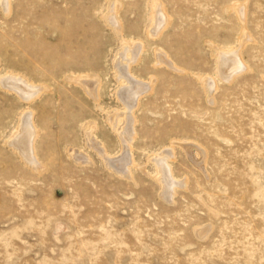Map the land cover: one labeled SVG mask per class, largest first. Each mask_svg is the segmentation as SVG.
Segmentation results:
<instances>
[{
    "label": "rangeland",
    "instance_id": "374dc122",
    "mask_svg": "<svg viewBox=\"0 0 264 264\" xmlns=\"http://www.w3.org/2000/svg\"><path fill=\"white\" fill-rule=\"evenodd\" d=\"M8 3L0 78L42 90L0 87V264H264V0ZM26 112L37 168L9 145Z\"/></svg>",
    "mask_w": 264,
    "mask_h": 264
},
{
    "label": "bare ground",
    "instance_id": "6f19581e",
    "mask_svg": "<svg viewBox=\"0 0 264 264\" xmlns=\"http://www.w3.org/2000/svg\"><path fill=\"white\" fill-rule=\"evenodd\" d=\"M8 2H9V0H0V6L5 11L8 9V6H9ZM114 7L115 6H113V8ZM158 10H159L158 5L156 3H153V11H152L153 12V19H152L151 28L148 32V34L150 36L156 35V32L158 31V25H159L158 22L164 24V21H165V18L162 16V14L160 12H158ZM162 18H163V20H161ZM109 20H113V19L110 17ZM153 21H154V23H153ZM156 22H157V24H156ZM114 31H116V29ZM124 44H126V43H124ZM122 49H123V55H124L123 59L126 60V62L128 64L131 61H134L136 59V56L141 51V47H139V46L133 47L130 44H126L125 47H123ZM235 53L225 54V53L221 52V53H218V55H217V65H218V71H219L218 73H219L220 78L225 80V81L232 79V77L235 75V73H238L241 69H243L241 62H240L239 58L237 57L238 54H235ZM119 62H117L115 64L116 70L122 71V73L119 74V77L123 78L124 80H126L127 82L130 83L131 80L126 75V72H127L126 66H123V65L121 66ZM205 81H206L205 83H207L209 80H205ZM133 85H131L129 87H124L121 90V92L123 94H119L120 98L122 100H124V102H126V104L128 106H131L130 102L135 101V99L138 100L141 93L144 92V91L140 90L143 88V85L136 86V87ZM144 86H146V85H144ZM206 86H207V84H206ZM0 87L7 92L14 93L18 97V99H20L23 102H30L42 90V88L33 86V85L27 83L26 81H24L21 77H16V76H6V77L0 78ZM144 90H146V89H144ZM139 91H141V92H139ZM125 116L127 117V115H125ZM34 130L35 129L33 128V121H32L31 112L24 113L19 120L18 129H17V132L15 134L16 136L10 140L9 145L21 155V157L23 158V161H25L27 163L26 165H29L30 167H33V168H37V165L35 163V153L33 151V141H34V138L36 135ZM124 140L126 142L127 140H130V139H127V135H126ZM126 144H127V142H126ZM156 165L160 166L161 171H162L161 175H163L164 179L167 180V183H164V181H163V183H164L163 189H165L163 195L166 197L167 196L169 197L172 194V193H170V190L173 189V186L175 184L168 179V169H165L163 167V164L161 165L160 159L156 160ZM159 171H157V172H159ZM158 176L160 177V175H158ZM159 177H158V179H160ZM161 186H162V184H161Z\"/></svg>",
    "mask_w": 264,
    "mask_h": 264
}]
</instances>
